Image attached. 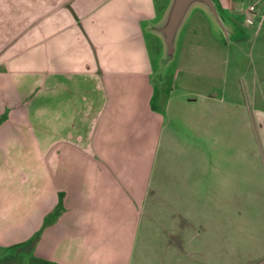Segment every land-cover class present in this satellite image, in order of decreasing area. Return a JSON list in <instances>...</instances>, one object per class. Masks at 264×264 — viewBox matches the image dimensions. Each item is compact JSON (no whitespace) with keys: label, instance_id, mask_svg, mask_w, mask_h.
<instances>
[{"label":"crops","instance_id":"obj_1","mask_svg":"<svg viewBox=\"0 0 264 264\" xmlns=\"http://www.w3.org/2000/svg\"><path fill=\"white\" fill-rule=\"evenodd\" d=\"M156 4L0 0V175L32 143L68 207L42 239L79 236L115 264H264V53L234 85L196 75L156 108Z\"/></svg>","mask_w":264,"mask_h":264},{"label":"rangeland","instance_id":"obj_2","mask_svg":"<svg viewBox=\"0 0 264 264\" xmlns=\"http://www.w3.org/2000/svg\"><path fill=\"white\" fill-rule=\"evenodd\" d=\"M218 1L156 0L154 25L157 26L153 33H145L156 108L170 89L178 92V88L197 87L196 75H200L199 79L207 85L216 84L214 79L217 77L219 80L227 76L228 84L234 85L236 79L249 69L251 46L255 44L253 56L264 53V48L257 49L264 43V0L257 3V0H223L222 7ZM249 5L254 7L251 24L246 23L244 14ZM260 21L262 31L255 35ZM223 70L226 75H218ZM43 115L41 126L35 124V128L46 127L51 135L50 111H44ZM31 120L35 121L34 118ZM28 146L25 158L13 153L6 167L8 171L4 170L0 175V264L118 263L114 255L105 256L96 248L90 252L78 249L82 243L77 241L79 236L72 242L67 237L57 238L56 233L42 239L46 228L68 207L62 204L63 195L58 196L59 202L55 206L49 202L47 196L51 194V184L39 172L48 167H40L32 143L28 142ZM18 150L16 147L14 152ZM18 172L25 180L17 177ZM106 210L111 213L112 207L107 206ZM95 240L91 241V247H95Z\"/></svg>","mask_w":264,"mask_h":264},{"label":"built area","instance_id":"obj_3","mask_svg":"<svg viewBox=\"0 0 264 264\" xmlns=\"http://www.w3.org/2000/svg\"><path fill=\"white\" fill-rule=\"evenodd\" d=\"M254 8L253 7H249L245 13V21L248 24L252 23V18H251V14L253 13Z\"/></svg>","mask_w":264,"mask_h":264}]
</instances>
